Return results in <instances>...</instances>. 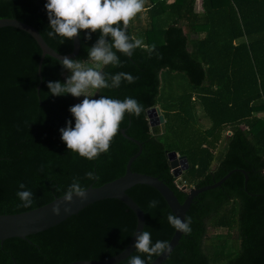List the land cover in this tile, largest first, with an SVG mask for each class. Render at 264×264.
I'll return each mask as SVG.
<instances>
[{
    "label": "trees",
    "instance_id": "16d2710c",
    "mask_svg": "<svg viewBox=\"0 0 264 264\" xmlns=\"http://www.w3.org/2000/svg\"><path fill=\"white\" fill-rule=\"evenodd\" d=\"M47 0H0V18H14L34 27L60 54L72 51V40L47 35ZM146 21L140 13L127 34L142 38L131 58L117 52L123 67L103 66L107 74L130 73L139 79L119 88L96 90L123 101L131 97L142 106L139 117L125 113L107 153L89 161L67 149L60 129L75 119L69 108L78 104L71 94L53 96L48 82L66 81L69 72L60 60L45 55L38 76L41 48L27 32L0 28V214L21 213L62 196L74 178L82 186H100L125 173V166L141 143L131 170L162 180L183 202L187 192L176 184L168 153L188 160L181 175L188 187H202L229 177L213 189L197 194L186 212L191 234L160 264H264V0H145ZM122 26V25H121ZM73 60L83 64L99 31L86 39ZM107 39H111L108 37ZM155 48L149 57L148 49ZM115 51V49H114ZM185 80L183 91L172 94L173 79ZM110 82V81H109ZM39 86V88H38ZM170 87V90L168 89ZM159 106L165 131L151 132L147 110ZM200 108L208 127L198 126ZM43 168V171H41ZM93 171L99 178L88 180ZM24 183L34 205L22 207L16 195ZM86 187V188H87ZM126 193L144 213L142 231L169 242L175 229L172 213L161 194L145 184ZM157 207L150 208V201ZM136 216L121 201H96L57 225L0 243V264H69L103 260L120 253L136 227ZM147 254L135 249L123 261Z\"/></svg>",
    "mask_w": 264,
    "mask_h": 264
},
{
    "label": "clouds",
    "instance_id": "9594fccd",
    "mask_svg": "<svg viewBox=\"0 0 264 264\" xmlns=\"http://www.w3.org/2000/svg\"><path fill=\"white\" fill-rule=\"evenodd\" d=\"M144 3L145 0H47L45 4L51 29L47 35L50 39L62 37L64 39L60 40V44H63L65 39L71 41L79 36L81 30H90L85 35L89 40L93 33L97 31L100 33L96 43L88 51V60L94 63V67H85L80 60L64 56L60 64L71 75L64 83L50 81L47 84L53 96L71 94L73 97H84L81 103L69 108L75 119V126L73 127L72 121L69 120L67 126L59 131L67 149L89 161L98 158L101 153L108 152L125 113L139 117L143 111V106L131 97L123 101L103 95L98 99H91L87 93L90 89L119 88L122 81L133 84L139 79L130 73L107 74L100 69L109 65L123 67L117 52L131 58L134 51L143 45L142 38L130 37L127 30L130 21L144 10ZM108 37L111 39H107ZM153 52L154 47L148 49L149 57ZM85 178L96 180L99 177L93 171H88ZM86 187L81 185L79 178H74L62 196V203L71 204L74 195L81 201L86 200L88 198ZM18 188L20 190L16 195L21 201V206L32 207L33 192L22 182ZM157 204L155 200L150 201L149 207L155 208ZM69 210L68 207L64 208V212ZM51 211L54 215H60L61 203H55ZM167 220L177 232L191 234L190 218L182 221L176 214L170 213ZM134 248L138 253L147 254L149 261L154 255L160 256L171 252V246L167 241L157 240L153 244L151 233L148 231H142L135 236ZM128 264H145V260L140 255H133L129 258Z\"/></svg>",
    "mask_w": 264,
    "mask_h": 264
},
{
    "label": "water",
    "instance_id": "95a60500",
    "mask_svg": "<svg viewBox=\"0 0 264 264\" xmlns=\"http://www.w3.org/2000/svg\"><path fill=\"white\" fill-rule=\"evenodd\" d=\"M5 26H11L23 30L29 33L36 40L42 51L37 69L39 77L41 76V64L45 55L54 57L58 60H61L64 56L74 59L80 50V41L78 36L72 39V51L67 54H60L45 42L39 31H37L34 27L14 18H0V28ZM147 118L152 134L158 135L165 131V119L160 111L159 106L149 108L147 110ZM121 133L128 139L136 142L139 146L138 152L131 156L127 161L125 173L123 175L100 186H88L86 188L88 198L84 201H81L74 195L73 202L71 204H64L62 203V195L60 197H55L52 201L42 206L21 213L0 214V243L11 237L25 239L28 235L35 234L57 225L71 215L78 213L89 204L102 199L114 198L124 203L129 209L133 211L136 216V227L127 246L120 253L107 259L77 260L69 264H116L123 261L132 253V251L135 249V236L142 232L144 227V213L139 205L126 193L127 189L136 184H145L154 188L164 198L171 212L176 214L183 221L193 198L197 194L220 186L229 177V175L236 170L243 172L245 178L247 179V174L244 170L233 169L226 173L221 179L212 184L204 185L202 187H188L181 178L182 173L189 167L188 160L185 156H178L175 151H171L168 153V157L170 167L174 176L176 177V184L183 191L187 192L183 202H179L174 192L162 180L149 174L139 173L131 170V164L133 160L141 152V143L133 138L128 137L124 133L123 129L121 130ZM55 203H61L60 215H54L51 211ZM65 207H68L70 210L68 212H64ZM181 236L182 233L177 232L175 229L170 241L168 242L171 246V251L178 244ZM169 254L170 253L157 256L150 264H160L169 256Z\"/></svg>",
    "mask_w": 264,
    "mask_h": 264
},
{
    "label": "rangeland",
    "instance_id": "374dc122",
    "mask_svg": "<svg viewBox=\"0 0 264 264\" xmlns=\"http://www.w3.org/2000/svg\"><path fill=\"white\" fill-rule=\"evenodd\" d=\"M164 1H170V0H164ZM198 1H199V0H198ZM139 19H140L142 25H144V22L146 21V14H145V11H144V10L140 13V18H139ZM133 22H134V24H136V23H137V20L134 19ZM83 65H84L85 67H94V66H95L94 63L83 64ZM70 75H71L70 72H67V73L65 74L66 78H67L68 76H70ZM183 82H184V85H185V80H184L182 77H180L179 80H178V79H173V80H171V83L173 84L172 86L174 87V89H173V91H172V94H174V93L179 94L180 92L183 91ZM168 89L170 90V87H169ZM95 92H96V90H94V89H90V90L88 91L87 95H88L91 99H93V98H94V95H95ZM178 92H179V93H178ZM75 98H76V102H77V103H81L82 100L84 99L83 96H81V97H75ZM196 112H197V114H198V116H199V118H198V126H200V127H202V128L208 127V125H209V121H208V119L204 116V114L202 113V111L200 110V108L197 107Z\"/></svg>",
    "mask_w": 264,
    "mask_h": 264
},
{
    "label": "crops",
    "instance_id": "0c3cea01",
    "mask_svg": "<svg viewBox=\"0 0 264 264\" xmlns=\"http://www.w3.org/2000/svg\"><path fill=\"white\" fill-rule=\"evenodd\" d=\"M172 0H170V1H165V2H167V3H169V2H171Z\"/></svg>",
    "mask_w": 264,
    "mask_h": 264
},
{
    "label": "built area",
    "instance_id": "2783aa9c",
    "mask_svg": "<svg viewBox=\"0 0 264 264\" xmlns=\"http://www.w3.org/2000/svg\"><path fill=\"white\" fill-rule=\"evenodd\" d=\"M179 187V186H178ZM180 188V187H179Z\"/></svg>",
    "mask_w": 264,
    "mask_h": 264
},
{
    "label": "flooded vegetation",
    "instance_id": "af4514ba",
    "mask_svg": "<svg viewBox=\"0 0 264 264\" xmlns=\"http://www.w3.org/2000/svg\"><path fill=\"white\" fill-rule=\"evenodd\" d=\"M178 156H180V155H178Z\"/></svg>",
    "mask_w": 264,
    "mask_h": 264
}]
</instances>
